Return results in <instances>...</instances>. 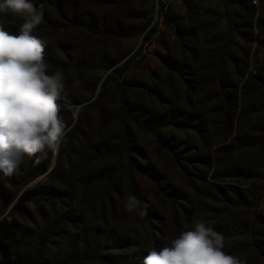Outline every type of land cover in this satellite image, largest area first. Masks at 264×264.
<instances>
[{"label":"rangeland","instance_id":"1","mask_svg":"<svg viewBox=\"0 0 264 264\" xmlns=\"http://www.w3.org/2000/svg\"><path fill=\"white\" fill-rule=\"evenodd\" d=\"M79 1L92 30L50 43L104 67L65 77L55 164L0 172V222L56 228L50 264H142L197 220L264 264V0Z\"/></svg>","mask_w":264,"mask_h":264},{"label":"clouds","instance_id":"2","mask_svg":"<svg viewBox=\"0 0 264 264\" xmlns=\"http://www.w3.org/2000/svg\"><path fill=\"white\" fill-rule=\"evenodd\" d=\"M8 14L24 22L18 34L0 25V172L5 176L14 174L25 156H36L39 163L51 153L54 165L68 130L58 103L67 95L64 74L48 73L46 42L32 34L43 22L42 12L31 0H0V15ZM140 204L130 195L125 210L143 217ZM194 223L170 246L149 251L142 264H246L223 251L222 234L203 221Z\"/></svg>","mask_w":264,"mask_h":264},{"label":"trees","instance_id":"3","mask_svg":"<svg viewBox=\"0 0 264 264\" xmlns=\"http://www.w3.org/2000/svg\"><path fill=\"white\" fill-rule=\"evenodd\" d=\"M37 9L42 12L43 22L33 31V35L46 42L44 59L48 65V73L57 70L63 72L64 77L70 76L74 72L92 71L102 69L104 66L97 62H85L82 60L70 61L60 58V53L52 48L50 43L51 35L58 32L73 30H92V24L83 4L79 0H31ZM21 17H14L11 14L0 15V25L10 33L18 34L20 25L23 23ZM146 29L142 30L145 32ZM136 34H123L120 37H133ZM150 34L145 36L149 40ZM130 67L128 61L123 67L127 71ZM23 228L14 221L7 220L0 222V252L3 258L9 257L8 264H50L47 258L48 247L52 245V236L57 233V229L51 225L42 232L35 235L32 230ZM31 237L32 241L23 245L24 233ZM30 251L27 253V251ZM59 264V263H57ZM64 264V263H63ZM66 264H75V261Z\"/></svg>","mask_w":264,"mask_h":264}]
</instances>
